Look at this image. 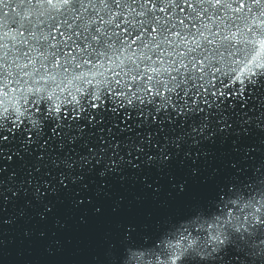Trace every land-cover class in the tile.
Wrapping results in <instances>:
<instances>
[{
  "label": "clouds",
  "instance_id": "obj_1",
  "mask_svg": "<svg viewBox=\"0 0 264 264\" xmlns=\"http://www.w3.org/2000/svg\"><path fill=\"white\" fill-rule=\"evenodd\" d=\"M135 2L138 0H133ZM171 2L161 0L163 7ZM189 2H194L196 6L188 9L190 20L184 24L176 23L175 19L165 23L163 15L156 21L154 17L159 13L155 12L145 16L144 25L155 24L158 32L145 33L144 39L132 47L124 32L120 31L116 35L115 28L119 16L125 14L129 17V36L142 27L132 23L138 17L130 0H55L53 3L48 0H0V23L3 25L0 28V86L6 88L15 81L17 89L15 93L9 90L7 95L0 94V115H3L4 109L18 111V102L23 105L30 99L37 106L43 103L53 108L73 103L78 95L83 102L82 93L91 91L93 95L99 96L105 90L115 92L117 88L125 94L119 98L109 96L112 103L146 100L154 102V107L159 104L161 108H166L177 98V90L186 96L196 84L208 86L212 82L211 73H215L217 80L228 78L231 82L233 74L245 66V62L258 51L260 40L264 39V24L260 23L264 19L261 16L264 0L252 5L254 11L251 15L243 12L239 18H234L228 11V0H225L223 7L215 6L213 0ZM141 11L145 9L141 7ZM171 11L176 15L175 8ZM114 13L119 14L115 20ZM184 16V13L179 14L180 18ZM61 20L66 22L63 31L68 39H57L53 47L50 39L52 26H59ZM68 21H71L70 25ZM248 27L252 30L247 31ZM170 28L174 32H170ZM73 30L80 31L82 35L75 36ZM233 31L239 33V43L231 35ZM20 32L26 35H20ZM175 32L180 35H175ZM73 45L77 46L72 48ZM69 48H72L71 52L62 54ZM56 57H59V67H56ZM201 59L204 61L203 73L196 69ZM248 73H255V78H250ZM262 76L264 55L249 64L244 73V78L252 85H257ZM149 86L160 93L158 101L145 92ZM129 87L134 88V91H128ZM165 89L169 90L167 97L163 95ZM133 106L140 107L135 103ZM258 130L264 129L258 126ZM255 143H264V137L257 136ZM203 151L210 153L207 159L201 155L198 161L196 153H193L191 156H181L179 160L173 157V161L195 173L193 165L211 167L216 155L211 145ZM250 160L251 163L245 164L243 172L238 170L237 176L225 181L228 184L226 191L224 185L220 186V192L217 193L220 195L219 201L215 195L203 202L193 196L189 201L191 210L188 215L170 222L154 239L145 237L143 244L127 247L120 264H216L215 253L227 246L229 231L240 232L245 244L247 240L244 233L252 237L249 247H253L254 251L237 248V251L243 252L239 264H264V227H261L264 222L260 221V217L264 216V151L258 149L257 156L250 157ZM141 164L148 165L149 161H141ZM172 165L166 160L158 161L151 170L170 176ZM127 172L125 170L122 175L119 172L109 174L107 179L118 176L123 181ZM136 173H144V169L135 171L133 175ZM138 178L145 182L146 188L153 183L146 184L149 175ZM168 195L170 197V193ZM141 200L142 197H136L137 203ZM166 203V200H157V206ZM7 204L8 201H4L5 207ZM217 209L221 210L218 212ZM115 210L113 208V212ZM13 211L7 214L9 219L3 225H13L24 218L20 213L13 216ZM39 219L42 221L43 218ZM56 223L64 227L58 218ZM81 223H86L84 217H81ZM106 232L100 240H103ZM32 235L31 230L24 229L25 239ZM38 235L44 238L46 233L41 231ZM257 235L262 239L257 240ZM124 236L125 239L129 238L127 233ZM9 243L11 241L0 240V248ZM54 243L56 251H60L61 242L57 240ZM96 244L89 250L84 264H103L102 257L93 251ZM46 251L52 254L51 248ZM79 252L78 249L77 254ZM234 259L229 258L230 261Z\"/></svg>",
  "mask_w": 264,
  "mask_h": 264
},
{
  "label": "snow or ice",
  "instance_id": "obj_2",
  "mask_svg": "<svg viewBox=\"0 0 264 264\" xmlns=\"http://www.w3.org/2000/svg\"><path fill=\"white\" fill-rule=\"evenodd\" d=\"M48 2L53 3L55 0ZM224 2L213 0L217 7H223ZM256 3L258 0H228V11L234 18H239L243 12L251 15L254 11L252 5ZM130 4L135 7L138 17L132 21L133 25L140 24L142 27L129 36V17L125 14L119 16L115 28L116 35L120 31L124 32L132 47L144 39L145 33L158 32L155 24L144 25L145 16L155 12L159 13L154 17L156 21L163 15L165 23L175 19L176 23L184 24L190 20L188 9L196 6L189 0H172L167 7L162 6L161 0H138L135 3L130 0ZM141 7L145 11L142 12ZM173 8L176 9V15L172 14ZM180 13L185 14L184 18L179 17ZM117 15L113 14L114 20ZM261 16H264V12ZM99 22L103 23V20ZM65 23L61 20L59 26H52L50 39L53 47L57 39H68L63 31ZM67 23L70 25L71 21ZM260 23L264 24V19ZM251 30V27L247 28V31ZM73 31L75 36L82 35L80 31ZM169 31L174 32V29L170 28ZM174 34L180 35L178 32ZM20 35L26 33L20 32ZM231 35L239 43V33L233 31ZM72 48L62 54L71 52ZM261 55H264V39L260 40L258 51L245 62V66L233 74L231 82L228 78L217 80L215 73H211L212 82L208 86L196 84L186 96L177 90V98L166 108H161L159 104L154 107V102L146 100L112 103L109 96L119 98L125 94L117 88L115 92L105 90L99 96L93 95L91 91L82 93L83 102L78 95L73 103L53 108L43 103L37 106L30 99L23 105L18 102V111L4 109L3 115H0V224L8 221L9 210L14 209L13 216L20 213L26 217L28 210L37 206H42L37 215L45 221L53 211L49 206L51 198H58L66 190L71 191L70 185L79 186L80 191L84 192L89 187L85 181L90 177L99 178L103 183L109 174L119 172L122 175L125 170L138 172L141 168L147 172L158 161L166 160L171 164L174 162L173 157L179 160L181 156L187 157L193 153H196L198 161L201 155L207 159L210 153L203 149L208 145L216 153L211 167L193 165L195 173L188 170L187 178L179 180L173 174L167 175L169 193L171 199L180 201V204L189 202L193 196L207 199L215 195L219 201L220 195L217 193L220 192V186L224 185L226 191L228 184L225 181L237 176L238 170L243 172L245 164L251 163L250 157L257 156L258 149L264 151V143H255L257 136L264 137V130H258V126L264 129V76L257 81V85H252L244 78L248 65ZM55 59L56 67H59V57ZM203 64V59L197 62L196 69L200 73L204 71ZM248 75L255 78V73ZM9 90L16 92L15 81L6 88L0 86V94L7 95ZM128 91L132 92L134 88L129 87ZM145 92L156 101L159 100L160 93L150 86L145 88ZM163 95L167 97L169 90H163ZM181 96L183 99H180ZM134 103L140 107L133 106ZM141 161H149V164L142 165ZM162 187L158 180H154L148 188L159 193ZM85 199L92 203L88 197ZM6 200L7 207L4 206ZM76 203L82 204L84 200ZM114 208V213H119L120 205ZM220 210L217 209L218 212ZM102 212L100 206L92 209L95 216H101ZM84 220L87 222L86 218ZM141 220L134 215L119 220L116 223L120 225L119 233L122 236L127 233L129 238H134ZM260 221L264 222V216L260 217ZM261 227H264V223H261ZM227 237V246L215 253L216 264H239L243 252L237 251V248L250 252L255 250L249 247L252 237L247 233H244L247 244L241 240L240 232L229 231ZM256 239L262 238L257 235ZM230 257L236 259L230 261Z\"/></svg>",
  "mask_w": 264,
  "mask_h": 264
},
{
  "label": "water",
  "instance_id": "obj_3",
  "mask_svg": "<svg viewBox=\"0 0 264 264\" xmlns=\"http://www.w3.org/2000/svg\"><path fill=\"white\" fill-rule=\"evenodd\" d=\"M134 172L129 170L123 181L117 176L101 183L99 178L90 177L85 181L89 187L84 192L80 191L79 186L70 185L71 191L66 190L58 198H51L49 206L53 211L45 221H41L37 215L42 206H37L29 209L28 215L16 224H0V240L11 241L6 247L0 248V264H84L89 250L96 243L93 251L102 257L103 264H120L127 247L143 244L145 237L154 239L170 222L190 213V202L180 204V201L169 197L167 175L158 174L154 169L136 175H133ZM187 172L186 167L173 162L171 174L178 180L187 178ZM142 175H149L147 183L158 180L163 186L161 191L156 193L146 188L145 182L138 178ZM137 196L142 197L139 203L136 201ZM85 197L91 199L92 203ZM200 199L201 202L205 200L203 197ZM78 200H84V203H74ZM157 200H166L168 204L157 206ZM117 202L120 211L114 213ZM94 206L102 207L101 216L92 214ZM130 215L142 220L134 238L125 239L118 231L120 225L116 223ZM81 217L86 218L87 222L81 223ZM57 218L64 227L56 223ZM26 228L33 233L28 239L23 237ZM41 231L46 233L44 238L38 235ZM105 231L103 240H100ZM57 240L62 245L60 251H56L54 241ZM49 248L52 254L46 251Z\"/></svg>",
  "mask_w": 264,
  "mask_h": 264
}]
</instances>
